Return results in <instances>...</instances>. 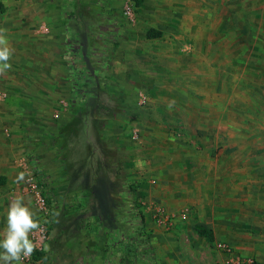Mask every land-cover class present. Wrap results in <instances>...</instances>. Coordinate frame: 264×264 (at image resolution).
Returning a JSON list of instances; mask_svg holds the SVG:
<instances>
[{
	"label": "rangeland",
	"instance_id": "rangeland-1",
	"mask_svg": "<svg viewBox=\"0 0 264 264\" xmlns=\"http://www.w3.org/2000/svg\"><path fill=\"white\" fill-rule=\"evenodd\" d=\"M23 8L36 12L37 15L46 12L49 18L51 17V22L57 24V30L62 29L57 33L62 43L70 37L69 32L73 37L80 32L83 37L80 36L79 39L87 48L96 44H111L112 39H109L111 42L107 41V32L113 29L116 36L113 43L138 44L145 46L149 54L159 55L160 62L153 66V74L158 77L167 74L178 100L166 106L164 113L159 102V105L155 104L158 107L156 112L153 106L150 111H147V106L142 107V110L139 108L143 112L141 121L145 125L150 124L154 118L157 121L159 115L169 114L172 121L184 120L191 127H198L200 117H195L193 112L203 100L209 98L214 103V100L221 99L223 106L230 109L233 100L239 98V102L235 103H239L241 127L245 130V137L255 133L257 139L262 141L259 126L264 125V0H143L140 7H135L127 0H12L11 7L7 5L4 12L0 13V23L4 18H8L4 15L6 12ZM127 9L133 16L132 21L124 14ZM53 16H57V19H53ZM93 22L95 27L99 26L101 29L97 32L99 40L93 33L90 34L94 32L91 27ZM148 29L159 31L160 37L146 38ZM114 48L111 44L112 55ZM143 62V66L149 64L144 60ZM112 69L115 74V70L119 71L118 66ZM216 77L223 80H215ZM216 87H219L218 94ZM98 89L96 98L88 104L73 102L67 92L55 101H39L45 105L32 106L34 110L31 121L24 116L23 111L27 108L24 109L23 101L8 97L0 101V142L8 138L18 143L24 142L14 151L18 155L15 165L18 172L16 188L10 189L9 186H4L5 180L0 181V234L6 226L9 204L16 198H22L23 203L34 212L39 225L29 234L35 244L34 251H40L46 256L45 259L34 258L33 251L32 261H22L21 264H75L80 262L81 258L86 264H95L105 256L107 237L101 224L100 206L92 192L97 184L91 169L98 157L97 162L102 165V150L97 156L89 150L91 148L81 151L77 156L82 160L78 177V173L73 171L72 162H69L68 149V142L75 138V126L82 124V120L78 123L75 117L87 119L88 109L94 110L93 114L97 112L101 117L106 114L111 116L116 109L110 105L116 107L120 104L119 99L122 100L116 90L112 91L113 97L108 100L106 93L100 92L101 86ZM75 110H78V116L74 117ZM81 110L84 115H79ZM128 110L131 111V107ZM188 111L191 115H188ZM24 118L28 119V122H25ZM219 118L225 124L231 123L228 113ZM14 126L17 127L16 132L13 131ZM253 126H257V132L249 133L248 130L252 131ZM87 137L89 138V135ZM129 147L133 148L134 145ZM246 149L254 150L251 147ZM185 150L191 152L187 153V156L193 159V164L197 159L195 168L199 170L200 159H203L206 149L192 146ZM259 152L262 153V150ZM207 153L209 155V151ZM215 154H220L218 149L213 150L211 156ZM110 155L117 158L122 154L110 151ZM65 160H68V163ZM105 167L108 175L107 180H104L103 191L107 190L105 193L108 195L111 211L114 210L115 204L120 206L123 202L119 193L134 189L138 193V203L144 212L146 194L138 190L139 181L135 182L137 179L133 178V182L128 181V186L123 188V185H120L115 189V180L119 183L118 176L121 174L115 167ZM258 168L260 172H264L263 163ZM30 177L33 179V191L28 186ZM197 177L199 178V174L194 175L192 180L196 192L201 193L200 184L203 182L204 191L205 187L211 190L219 188L215 179H209L205 184V181ZM243 182L245 185L242 188L247 189L244 179ZM253 191H264V180L256 181ZM37 195L44 199L43 207L37 203ZM45 197H50L52 201L47 203ZM194 198L189 195L186 200L188 202L183 203L174 212L166 210L169 215L165 214L172 225L171 229L162 225V229L171 236L162 238V235L153 233L154 230L147 227L159 264H204L202 259L212 253L213 244H208L202 239L194 242L193 239V225L198 222L202 212L199 200L195 201ZM184 211L186 216L182 218ZM41 225L44 226L45 239L37 243L36 236ZM175 229L179 230L177 237L173 234ZM262 234L258 235L261 240L264 239ZM258 245L259 243L252 246ZM198 251L200 254H197V258L190 256V261L182 260L179 256L181 253L190 255L191 252ZM174 252L176 258L170 259ZM252 258L255 264H264V258Z\"/></svg>",
	"mask_w": 264,
	"mask_h": 264
},
{
	"label": "crops",
	"instance_id": "crops-1",
	"mask_svg": "<svg viewBox=\"0 0 264 264\" xmlns=\"http://www.w3.org/2000/svg\"><path fill=\"white\" fill-rule=\"evenodd\" d=\"M11 2L12 0H0L3 10L0 13L4 12L7 5L11 7ZM4 15L8 18H4L0 23V34L6 37L8 46L14 51L8 61L10 69L0 73V101L7 97L23 101L24 109L27 108L23 111L24 116L31 121L33 105H45L46 101L61 99L66 92L68 97L73 99L63 58V50L66 47L57 36L58 31L62 29L57 30V24L51 22V17L49 18L46 12L37 15L36 12L23 8L6 12ZM54 17L53 19L57 16ZM91 27L94 32L90 34L93 33L98 39L97 32L101 29L96 28L94 22ZM80 35L83 37L78 34ZM88 50L94 53V62L105 60V64H96L95 67L96 70H101L99 76L95 77L102 88L100 92L106 93L105 97L111 100L112 91L116 90L122 100L118 98L120 104L116 107L110 105L116 109L111 116L106 114L101 117L97 112L93 114L94 110L88 109V118L84 120L77 115L78 110L73 113L74 117L78 116L75 117L78 123L82 120V124L74 128L75 138L68 142L69 162H72L73 171L78 173L77 176L80 177L82 165V160L77 157L81 151L91 148L89 150L97 156L102 150V165L97 162L98 157L91 168L96 184L98 180H102L103 184L104 180H107L105 165L111 166V169L115 167L121 174L118 176L120 182L116 183L115 180V189L120 185L124 188L128 186L129 180L133 182V178L137 179L135 182L139 181L138 190L146 194L145 211H142L145 226L153 229V233H158L165 239L171 236L162 229V225L171 229V221L156 218V209L161 208L169 215L168 212L176 211L183 203L188 202L187 198L192 195L195 201L199 200L200 212L202 211L196 224L202 225L213 234V241L208 242L197 235L194 231L196 224L193 225L194 242L202 239L208 244H213L212 253L202 259V263L224 264L226 255L214 247L216 243H225L239 257L254 256L263 259L264 239L261 240L258 235L263 233L264 236V191L253 190L256 181L264 180V172H260L258 168L261 163L264 164V125L259 126L263 135L260 138L262 141L252 133L257 132V126H253L252 131L248 130L252 134L245 137V130L241 127L239 103H235L239 102V98L233 100L230 109L223 106L221 99L214 100V103L209 98L203 100L193 112L195 117H200L198 127H191L184 120L172 121L169 114L159 115L157 121L154 118L150 124L145 125L141 121L142 107L147 106V111H150L153 106L156 112L158 107L155 104L159 102L164 113L166 106L178 100L167 74L159 77L153 74V66L160 62L161 57L149 54L145 46L124 45L121 42L113 49V55L108 54L107 57L102 52L111 51L110 43L88 46ZM143 60L149 64L143 66ZM114 66L119 67V71L115 70L117 75L113 72ZM215 80L221 81L223 78L216 77ZM215 90L218 94L219 87ZM39 101L45 102L41 104ZM127 107H131V111ZM225 113L231 117V123L225 124L219 118ZM84 114L82 110L81 114L79 113ZM188 115H191L190 111ZM262 115L264 116V108ZM55 116L59 117L58 114ZM28 119L24 118L25 122H28ZM16 129L17 127L13 131L16 132ZM85 132L89 138L83 134ZM21 143L9 138L0 142V181L5 180L4 186H9L10 189L16 188L18 182L15 166L18 155L14 151ZM131 144L134 145L133 148L129 147ZM192 146L206 149V154L200 159L199 170L195 168L197 159L193 164V159L187 156V153L191 152H185V149ZM246 147L254 150L249 151ZM216 149L220 154L211 156ZM110 151L122 155L114 158ZM65 161L68 163V160ZM197 174V179L205 181V184L209 179H215L219 188L211 190L205 187L204 191L203 182L200 184L201 193L196 192L192 180ZM116 176L115 173L114 177ZM243 179L247 189L242 188L245 185ZM173 234L177 237L179 230L175 229ZM257 243L258 247L252 246ZM197 254H200L199 251L191 252L190 255L181 253L179 256L182 260L190 261L189 257H196ZM176 256L174 252L170 259H175Z\"/></svg>",
	"mask_w": 264,
	"mask_h": 264
},
{
	"label": "trees",
	"instance_id": "trees-1",
	"mask_svg": "<svg viewBox=\"0 0 264 264\" xmlns=\"http://www.w3.org/2000/svg\"><path fill=\"white\" fill-rule=\"evenodd\" d=\"M131 1L135 7H140L143 3V0ZM2 11L0 6V12ZM113 32V29L107 32V37H109L107 41L112 39L111 44L115 47L117 44L113 43V39L116 36ZM68 35L70 37L66 40L67 42L63 41V44H67V47L63 50V58L69 78L70 92L73 102L80 105L88 104L94 101L100 87L95 77L99 76L101 70H96V64H105V60L94 62L92 58L94 53L88 50L84 42L79 39L81 35L73 37L70 32ZM160 35L161 33L154 29L146 31L148 39L158 38ZM110 40L108 42H111ZM102 54L107 57L111 52H102ZM35 174L37 175L36 172ZM132 190L123 191L122 194L119 193L123 202L120 203V206L113 203L115 206L114 210L111 211L108 195L103 191L102 180H98L97 185L93 187L92 192L99 203L101 224L107 237L105 256L95 264H157L155 249L145 226L142 208L138 203L137 191ZM45 198L47 203L52 201L50 197ZM194 231L198 236L205 238L206 241H213L212 232L202 225L196 224ZM33 257L45 259L46 256L40 251H34ZM75 264L86 263L81 258L80 262L77 261Z\"/></svg>",
	"mask_w": 264,
	"mask_h": 264
},
{
	"label": "clouds",
	"instance_id": "clouds-1",
	"mask_svg": "<svg viewBox=\"0 0 264 264\" xmlns=\"http://www.w3.org/2000/svg\"><path fill=\"white\" fill-rule=\"evenodd\" d=\"M13 51L6 37L0 34V73L10 69L8 61ZM38 227L31 208L22 198L14 199L8 206L6 226L0 234V264H21L23 259L31 256L35 244L29 234Z\"/></svg>",
	"mask_w": 264,
	"mask_h": 264
},
{
	"label": "built area",
	"instance_id": "built-area-1",
	"mask_svg": "<svg viewBox=\"0 0 264 264\" xmlns=\"http://www.w3.org/2000/svg\"><path fill=\"white\" fill-rule=\"evenodd\" d=\"M127 1L133 5V2L131 0H127ZM124 14L128 17L129 20H131V21L133 20V16H132V14H131L129 9L124 11ZM32 180L33 179L30 177L28 186L31 187V189L33 191L34 184H32ZM30 181H31V183H30ZM36 200H37V203L41 207L44 206V203H45L44 199L40 195L36 196ZM185 212L186 211H184L181 214L182 218H184L186 216ZM156 216L161 221H165L167 219L169 220V217L165 214V212L161 208L156 209ZM43 239H45V231H44V226L41 225L40 229L38 230V234L36 236V242L38 243V242L42 241ZM215 248L218 251H220V252H222V253H224L226 255V259L224 261V264H255V261H254V259L252 257H239V256L235 255L233 253L231 247H229L225 243H216L215 244ZM22 261H25V262L32 261V254H31V256L23 259Z\"/></svg>",
	"mask_w": 264,
	"mask_h": 264
}]
</instances>
